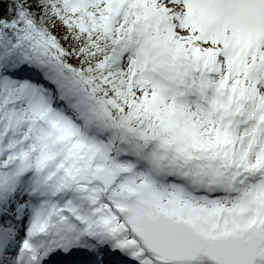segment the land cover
<instances>
[{
  "label": "snow or ice",
  "instance_id": "obj_1",
  "mask_svg": "<svg viewBox=\"0 0 264 264\" xmlns=\"http://www.w3.org/2000/svg\"><path fill=\"white\" fill-rule=\"evenodd\" d=\"M0 264H264V0H0Z\"/></svg>",
  "mask_w": 264,
  "mask_h": 264
}]
</instances>
